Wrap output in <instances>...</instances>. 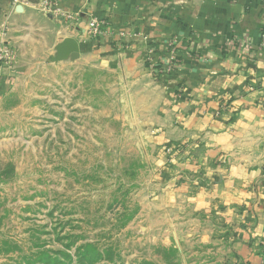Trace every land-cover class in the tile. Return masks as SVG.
<instances>
[{
    "label": "rangeland",
    "instance_id": "rangeland-1",
    "mask_svg": "<svg viewBox=\"0 0 264 264\" xmlns=\"http://www.w3.org/2000/svg\"><path fill=\"white\" fill-rule=\"evenodd\" d=\"M36 24L0 64V264H221L209 225L159 201L180 145L146 124L143 65L56 61L54 23Z\"/></svg>",
    "mask_w": 264,
    "mask_h": 264
},
{
    "label": "crops",
    "instance_id": "crops-1",
    "mask_svg": "<svg viewBox=\"0 0 264 264\" xmlns=\"http://www.w3.org/2000/svg\"><path fill=\"white\" fill-rule=\"evenodd\" d=\"M39 2L0 0V45L22 51L37 22H53L57 44L143 65L146 124L156 143L180 145L162 162L159 201L209 225L221 264H264V0H61L55 14Z\"/></svg>",
    "mask_w": 264,
    "mask_h": 264
},
{
    "label": "built area",
    "instance_id": "built-area-1",
    "mask_svg": "<svg viewBox=\"0 0 264 264\" xmlns=\"http://www.w3.org/2000/svg\"><path fill=\"white\" fill-rule=\"evenodd\" d=\"M60 6H61V0H40L39 2V8L41 9V11H43L44 13H59L60 10ZM263 13H264V8H263ZM68 19H74L75 17H77V15L75 14H66L65 15ZM99 30L97 29L96 33H98ZM261 43L260 46L264 48V26L261 32ZM176 44L177 41L173 40L170 42L169 47H170V54L171 57L170 59L167 61L166 65H164V71L165 73H171L174 71V69L176 68ZM9 48L7 45H0V64L5 63L8 56H9ZM153 50H150V53L152 54ZM152 57H150L151 60Z\"/></svg>",
    "mask_w": 264,
    "mask_h": 264
},
{
    "label": "water",
    "instance_id": "water-1",
    "mask_svg": "<svg viewBox=\"0 0 264 264\" xmlns=\"http://www.w3.org/2000/svg\"><path fill=\"white\" fill-rule=\"evenodd\" d=\"M57 57L56 61L67 58L70 54L79 55L80 45L77 39L73 37L64 38L57 46Z\"/></svg>",
    "mask_w": 264,
    "mask_h": 264
},
{
    "label": "trees",
    "instance_id": "trees-1",
    "mask_svg": "<svg viewBox=\"0 0 264 264\" xmlns=\"http://www.w3.org/2000/svg\"><path fill=\"white\" fill-rule=\"evenodd\" d=\"M157 67L160 69V71H163V65L159 64Z\"/></svg>",
    "mask_w": 264,
    "mask_h": 264
}]
</instances>
